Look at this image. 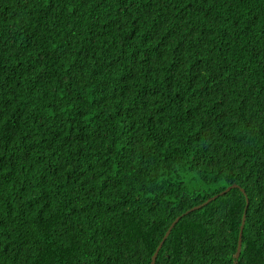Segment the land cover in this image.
Here are the masks:
<instances>
[{
  "label": "trees",
  "instance_id": "obj_1",
  "mask_svg": "<svg viewBox=\"0 0 264 264\" xmlns=\"http://www.w3.org/2000/svg\"><path fill=\"white\" fill-rule=\"evenodd\" d=\"M0 82V264H151L233 184L156 264H235L244 214L264 264V0H0Z\"/></svg>",
  "mask_w": 264,
  "mask_h": 264
},
{
  "label": "water",
  "instance_id": "obj_2",
  "mask_svg": "<svg viewBox=\"0 0 264 264\" xmlns=\"http://www.w3.org/2000/svg\"><path fill=\"white\" fill-rule=\"evenodd\" d=\"M235 188H239V185L234 184L232 186H229L225 191H223L219 195H216L215 197L208 199L204 204H202L200 206H197V207L192 208L191 210H189L188 212H186V214H184V215H188V214H190L191 212H193L195 210H199V209L205 207L206 205H208L212 201L216 200L219 196L224 195V194L230 192L232 189H235ZM241 191L245 193V191L243 189H241ZM248 204H249V202H248V199H247L246 207L248 206ZM183 216L177 217L172 222V224L169 227L168 231L166 232V234H165L162 242L160 243V245L158 246L156 252L152 256L151 264H156V261H157V258H158V254H159L162 246L164 245L165 241L168 239L171 231L174 229V227L176 226V224L181 220V218ZM245 223H246V214H244V216L242 218V223H241V227H240V233H239V238H238V246H237V251H236V254H235V259H236L235 264H238V260L240 258L241 252H242V247H243V232H244Z\"/></svg>",
  "mask_w": 264,
  "mask_h": 264
},
{
  "label": "clouds",
  "instance_id": "obj_3",
  "mask_svg": "<svg viewBox=\"0 0 264 264\" xmlns=\"http://www.w3.org/2000/svg\"><path fill=\"white\" fill-rule=\"evenodd\" d=\"M15 91V90H14ZM12 87H11V83L9 82H4V83H1L0 82V98H1V102L6 104L7 102V99L8 97L14 93ZM147 94H151V91L150 92H147ZM6 96V97H5ZM4 101V102H3ZM21 120H22V117L20 114H18L17 112H13L12 115H11V118L10 119H7V120H4L3 122L0 123V127L2 129H7V128H18L20 126V123H21ZM85 132L88 134H97L99 135L98 132H91V130L85 126ZM8 135H11L13 138H16V139H19V137L15 136L14 134H8ZM234 185V184H233ZM237 185V184H236ZM232 186V185H231ZM229 187V186H228ZM227 187V188H228ZM226 188V189H227ZM225 189V190H226ZM236 189V188H235ZM224 190V191H225ZM233 190V189H232ZM244 190V189H243ZM222 193V192H221ZM244 193V192H243ZM219 195V194H217ZM216 196V195H215ZM213 196V197H215ZM213 197H210V198H213ZM220 197V196H219ZM208 198V199H210ZM249 202V201H248ZM204 204V203H203ZM210 204V203H209ZM202 205V204H201ZM207 206V205H206ZM248 207V206H247ZM246 207V209H247ZM202 209V208H201ZM200 210V209H199ZM171 226V225H170ZM169 229V228H168ZM168 231V230H167ZM172 232V231H171ZM166 234V233H165ZM171 234V233H170ZM165 236V235H164ZM170 236V235H169ZM164 238V237H163ZM163 240V239H162ZM162 242V241H161ZM160 242V243H161ZM159 243V245H160ZM158 245V246H159ZM158 248V247H157ZM163 248V246H162ZM161 248V249H162ZM157 250V249H156ZM161 251V250H160ZM156 252V251H155ZM160 253V252H159ZM154 255V254H153ZM159 255V254H158Z\"/></svg>",
  "mask_w": 264,
  "mask_h": 264
},
{
  "label": "rangeland",
  "instance_id": "obj_4",
  "mask_svg": "<svg viewBox=\"0 0 264 264\" xmlns=\"http://www.w3.org/2000/svg\"><path fill=\"white\" fill-rule=\"evenodd\" d=\"M186 179H190V178H186ZM190 180H191V179H190ZM198 181H200V180H196V181H194L193 184L198 183L199 185L196 184L197 187L199 186V187H201V188H203V189H206V188H207L205 185L199 183ZM213 187H214V186H211L212 189H213Z\"/></svg>",
  "mask_w": 264,
  "mask_h": 264
}]
</instances>
